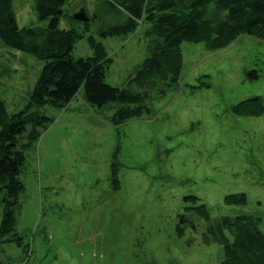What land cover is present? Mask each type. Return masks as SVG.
Segmentation results:
<instances>
[{"label":"rangeland","instance_id":"374dc122","mask_svg":"<svg viewBox=\"0 0 264 264\" xmlns=\"http://www.w3.org/2000/svg\"><path fill=\"white\" fill-rule=\"evenodd\" d=\"M11 2L18 27L46 26L33 0ZM82 9L87 21L65 15L59 27L88 24L112 59L105 81L128 86L155 39L149 23L105 38L96 28L120 24L128 14L106 0H69L64 12ZM180 50L179 71L142 87L130 84L148 92L151 111L118 128L106 119L115 108L92 109L81 95L64 109L45 108L52 122L25 152L20 173L15 228L28 245H1L0 264H223L221 244L205 242L203 220L178 236L185 195L198 196L211 220L260 218L264 234V109L237 112L249 98H261L264 107V39L241 34L218 49L186 41ZM92 54L87 36L75 42L74 58ZM43 65L0 42V97L9 113L23 108ZM237 193L245 203L243 196L234 200L241 203H224L225 195Z\"/></svg>","mask_w":264,"mask_h":264},{"label":"trees","instance_id":"16d2710c","mask_svg":"<svg viewBox=\"0 0 264 264\" xmlns=\"http://www.w3.org/2000/svg\"><path fill=\"white\" fill-rule=\"evenodd\" d=\"M118 6L128 16L120 24L99 26L95 33L102 37L126 36L140 22L149 23L148 33L155 36L143 62L135 68L128 86L119 87L105 81L112 62L104 44L95 38L88 24L81 29L74 25L59 27L69 0H33L39 20L45 27H18L11 0H0V42L44 61L27 102L17 112L9 113L0 97V249L4 243H15L25 250L28 242L16 231L19 197L24 191L20 173L25 163V152L40 138L52 119L46 115L47 106L64 109L76 97L92 109L106 106L115 111L106 119L115 127L132 118L150 113L146 90L130 87L149 84L151 78L165 79L166 73L179 71L183 42H208L218 49L234 42L241 34L264 39V0H106ZM87 36L93 54L74 58L72 50L78 39ZM253 77H258L255 71ZM263 100L259 97L241 102L237 112L260 114ZM248 103L251 107H247ZM256 104L257 108L254 107ZM236 109V108H235ZM233 111L236 112V110ZM101 116V115H100ZM104 117V116H103ZM29 125V128L27 126ZM111 163L110 181L118 187L119 162L116 152ZM246 202L245 194L225 195V204ZM186 213L178 215L176 231L182 236L187 226L196 229L195 221L205 222V242L222 246L223 264H264V234L260 218L246 215H224L211 220L204 203L196 195H185ZM222 263V262H221Z\"/></svg>","mask_w":264,"mask_h":264},{"label":"water","instance_id":"95a60500","mask_svg":"<svg viewBox=\"0 0 264 264\" xmlns=\"http://www.w3.org/2000/svg\"><path fill=\"white\" fill-rule=\"evenodd\" d=\"M74 18H80V20H85V21H87L88 19H87V17H86V14H85V12H84V10L82 9L81 10V12L79 13V12H77L76 14L75 13H72L71 14ZM77 18V19H78Z\"/></svg>","mask_w":264,"mask_h":264},{"label":"crops","instance_id":"0c3cea01","mask_svg":"<svg viewBox=\"0 0 264 264\" xmlns=\"http://www.w3.org/2000/svg\"><path fill=\"white\" fill-rule=\"evenodd\" d=\"M85 12H86V9L84 8Z\"/></svg>","mask_w":264,"mask_h":264}]
</instances>
